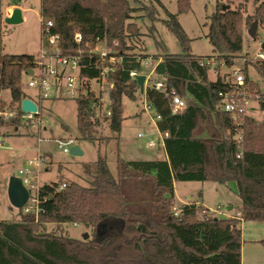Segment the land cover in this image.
<instances>
[{
  "label": "trees",
  "instance_id": "1",
  "mask_svg": "<svg viewBox=\"0 0 264 264\" xmlns=\"http://www.w3.org/2000/svg\"><path fill=\"white\" fill-rule=\"evenodd\" d=\"M254 2V12L246 19L241 7L231 5H218L210 16L208 38L227 65L241 57L244 24L248 28L255 20L264 24V0ZM178 3V13H169L164 22L184 50L158 55L154 81H163L166 97L147 92L163 115L158 129L169 132L164 139L167 159L119 156L116 177L106 157L99 155L84 165L88 185L70 181L60 189L63 181L42 184L38 213L18 208L17 217H0V264H241V222H264V122L248 113L236 125L221 108V92L231 90L232 85L219 74L211 80V65L191 53L178 20V14L189 9L190 0ZM3 4L0 0V107L18 114L11 119L0 115V125L18 128L21 102L28 97L22 79L35 55L3 53ZM144 7L152 11L148 15L152 20L158 19L153 5ZM134 9L130 0H42V18L54 20L52 31L62 35L64 53L82 51V78L98 77L99 58L93 52L98 46L112 48L121 58L109 74L114 81L110 116L93 118L96 98L90 90L76 97L80 138L97 139L103 121L120 132L123 97L135 99L140 90L131 72L140 71L146 55L136 52L127 40L139 29L129 21ZM77 32L82 35L80 42L75 39ZM248 63L264 81V60ZM246 66L243 89L258 95L264 109V90L249 78ZM5 89L11 94L8 106L1 97ZM174 95L186 101V107L176 113L171 112ZM176 181L234 183L242 201L240 216L217 217L195 200L177 206ZM1 195L0 180V205ZM174 208L180 210L178 215ZM47 223L85 225L93 228V234L88 239L58 235L46 231Z\"/></svg>",
  "mask_w": 264,
  "mask_h": 264
},
{
  "label": "rangeland",
  "instance_id": "2",
  "mask_svg": "<svg viewBox=\"0 0 264 264\" xmlns=\"http://www.w3.org/2000/svg\"><path fill=\"white\" fill-rule=\"evenodd\" d=\"M160 1L161 4L156 0H130L131 6L135 9L131 13L129 21L138 25L139 29L127 40L136 52L146 55L147 58L145 57L142 61L139 73L145 74L147 80L144 92L139 90L135 99L123 97L124 119L120 132L112 131L107 121H103L96 134L97 139L80 138L77 121V95L53 97L39 102L37 88L28 86L29 75H23V90L27 94L29 93L30 97L36 99L40 105L38 118L41 119V129L38 125L31 126L23 122L18 128L0 125V180L2 188L0 217L13 218L17 217L19 213L18 208L10 205L7 187L12 176L21 177L23 175L20 170L26 172L28 169H36L31 175L33 181L39 184L68 180L88 185L89 177L84 173V165L95 161L99 155L106 157L109 167L116 177L119 156L127 160L163 159L166 156L165 148L162 145L148 147L146 144L149 137L153 136L162 141V136L150 120L157 108L154 107L147 112L144 106L147 101H150L147 92H156L154 78L157 79V75L154 67L158 61V55L166 52L181 53L184 48L176 34L164 22L169 18V13H178V0ZM8 4L20 7L23 21L7 23L6 17H4L3 53L38 54L42 46V0H4L2 8L4 15L5 6ZM145 5H153L156 8L158 19L152 20L148 16L152 11L150 8L144 7ZM218 5L241 7L244 19L253 14L256 6L254 0H190L189 9L178 14V20L187 34L191 53L203 58L216 59L218 62L211 65L208 71L209 78L212 80H215L218 74L226 77L234 69L243 71L246 66L239 57L233 61V64H225L208 38L210 16L218 10ZM244 28L243 49L240 55L255 56L258 52L264 53V24L258 26L256 38L249 36L246 24H244ZM246 71L249 78L257 82L264 90L263 77L252 63H247ZM89 85L90 91L96 97L102 98V110L108 111L110 97L102 91L99 78H91ZM160 94L165 96L162 92ZM1 97L5 106H8L11 98L10 90H3ZM1 107L0 110H3ZM248 113L259 122H264V109L259 106L257 101H251ZM141 131L152 134L140 138L138 133ZM58 139L73 140L74 144L72 145L79 146L83 154L73 155L70 152H64L62 148L58 147ZM38 159H40V163L37 166ZM174 186L177 206L188 201L189 195H192L191 200H200L198 192L202 191L204 202L208 204L207 207L217 214L218 210H225L228 207L226 200L234 197L227 187L231 188L236 185L234 183L221 184L215 181H176ZM234 191L236 193V187ZM238 196L236 194L237 198ZM5 210L8 211V214ZM46 231L79 239H82L85 233H88L89 237L93 234L92 227L65 223H47Z\"/></svg>",
  "mask_w": 264,
  "mask_h": 264
},
{
  "label": "built area",
  "instance_id": "3",
  "mask_svg": "<svg viewBox=\"0 0 264 264\" xmlns=\"http://www.w3.org/2000/svg\"><path fill=\"white\" fill-rule=\"evenodd\" d=\"M15 7V4H8L5 7V17L10 16ZM53 27L54 20L49 18H42V46L38 54L34 56L33 66L29 68L33 69V75H29L28 86L37 88V96L39 97V102L43 99H49L53 97H72L74 95L79 96L80 94H87V92L90 90V79L82 78L80 74L82 66V51L76 50L66 55L61 45L62 35L58 32H53ZM75 39L78 42L82 40V35L80 32H77L75 34ZM114 43L116 45L118 44L117 41H115ZM93 52L98 55L99 58V74L97 78H99V80L101 81L102 91H104L105 94L109 95L110 89L114 86V81L109 77V74L114 69V63L121 58L114 54L115 51L112 48L106 46L100 48L98 46ZM239 58H241L244 63L255 61L257 59L264 60V53L258 52L255 56L243 55ZM202 63L213 65L214 63L217 64L218 62L216 61V59L203 58ZM135 74L140 73L136 71L131 72V76L133 78ZM225 78L226 81L232 85V89L226 92H221L222 99L220 102V106L225 112L229 113L231 119L236 123V125H240L243 118L248 114V106L251 101H257L258 104H260L258 100L259 96H251L250 94L244 91L243 86L245 85L246 77L242 70L234 69L233 72ZM154 89L156 91L164 93L165 96L167 95L162 80L154 81ZM95 98L96 99H94L92 104V108L94 109L93 118L102 119L105 115L110 116L111 104L113 102L112 99L110 98L108 111H103L102 98L96 96ZM31 99L34 100L37 104L38 112L33 113L22 111L23 113L21 114L20 119L21 122L26 125H38L40 127L39 129H41V119L38 118L40 105L38 104V101H36V99ZM154 107L155 105L151 101H147L144 106L145 110L147 111H151ZM185 107V99L182 98L180 95H174L171 106V112H179ZM0 111H3L0 112V114L5 119L14 118L18 114V111L15 109H7L6 111ZM162 117V113L157 110L153 116V119L158 122V120H161ZM159 133L162 136V141L157 140L156 138L151 136L146 141L148 147H157L161 144V142L164 141L166 137L169 136V132H161L159 130ZM146 136H148L146 132H140L138 134V137L140 138ZM72 144H74L73 140L69 139L65 141L62 139H58V147L62 148L64 152H70ZM37 162L38 166L40 163V159H38ZM35 170L36 169H28L26 172L20 170V172L23 173V175L21 176L23 184L26 186L27 189L30 190V197L26 204L22 207V209L24 210V212H35L36 214L40 210L39 188L42 184L33 181L31 173ZM66 186L67 182L63 181L60 184L59 188L63 189ZM173 212L175 215H178L180 210L178 208H174ZM235 216H240V212H238Z\"/></svg>",
  "mask_w": 264,
  "mask_h": 264
},
{
  "label": "crops",
  "instance_id": "4",
  "mask_svg": "<svg viewBox=\"0 0 264 264\" xmlns=\"http://www.w3.org/2000/svg\"><path fill=\"white\" fill-rule=\"evenodd\" d=\"M145 85H146V81H145ZM28 97L30 98L29 95H28ZM259 106H260V104H259ZM147 112H149V111H147ZM154 114L151 115L150 120L153 122L154 126L158 129L157 122L153 119ZM141 132H145V131H141ZM147 134L149 136L152 133H147ZM161 145L164 147V141L161 142V144L159 146H161ZM163 159H167V153ZM64 181L70 182L68 180H64ZM235 187L236 186H233V187L231 186V188L227 187V189L232 192L234 197H231V199L228 198L226 200V202H228V207L225 208V210H220V211L218 210V212L216 214L217 217H223V218L233 217L238 212H240L242 201H241V198L239 196H238V198L236 197V194L238 195V193H237V190L235 193V191H234ZM201 193H202V191L198 192V196L200 197V200L198 199L195 201L202 204L204 207L210 209V207H207L208 204L204 202V199L202 197L203 194H201ZM191 196L192 195H189V197H187L188 201H185L184 203H188L190 201H193L190 199ZM201 197H202V200H201ZM5 211H7V210H5ZM6 214H8V211L6 212ZM1 218H4V217H1ZM76 225H78V224H76ZM241 233H242L241 264H264V222L263 221H244L243 220L241 222Z\"/></svg>",
  "mask_w": 264,
  "mask_h": 264
},
{
  "label": "water",
  "instance_id": "5",
  "mask_svg": "<svg viewBox=\"0 0 264 264\" xmlns=\"http://www.w3.org/2000/svg\"><path fill=\"white\" fill-rule=\"evenodd\" d=\"M226 8V5L224 6ZM5 21L7 23H19L23 21L22 10L20 7H15L10 16H6ZM259 23L255 20L251 26L248 28L247 33L250 37L256 38L258 31ZM26 74L33 75V69H28ZM147 77L145 74H135L134 83L137 84L141 92L145 90V81ZM262 106V105H261ZM21 109L24 112H38V106L34 100L29 97H26L21 102ZM70 153L73 155L83 154V151L77 145H72L70 148ZM7 195L10 201V204L15 208H22L30 197V190L26 188L23 184L21 177L12 176L8 182ZM89 234L85 233L83 239H88Z\"/></svg>",
  "mask_w": 264,
  "mask_h": 264
}]
</instances>
